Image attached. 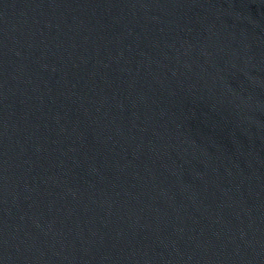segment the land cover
Masks as SVG:
<instances>
[{
	"label": "water",
	"instance_id": "water-1",
	"mask_svg": "<svg viewBox=\"0 0 264 264\" xmlns=\"http://www.w3.org/2000/svg\"><path fill=\"white\" fill-rule=\"evenodd\" d=\"M0 264H264V0H0Z\"/></svg>",
	"mask_w": 264,
	"mask_h": 264
}]
</instances>
